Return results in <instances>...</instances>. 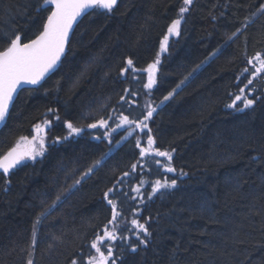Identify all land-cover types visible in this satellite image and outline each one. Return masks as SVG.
<instances>
[{
  "label": "trees",
  "instance_id": "obj_1",
  "mask_svg": "<svg viewBox=\"0 0 264 264\" xmlns=\"http://www.w3.org/2000/svg\"><path fill=\"white\" fill-rule=\"evenodd\" d=\"M262 5L193 0L165 52L160 42L183 0H120L110 13L88 15L60 69L19 95L0 133V156L21 136L46 137L43 156L0 174V264H86L91 242L112 228L104 192L114 185L118 237H126L111 242L116 264H264V71H255L256 55L264 59ZM47 15L42 0H0V49L15 34L35 38ZM157 54L149 90L144 69ZM128 59L135 71L121 75ZM237 95L257 99L247 109L237 101L242 111L227 107ZM150 108L147 128L116 127L121 115L139 122ZM101 119L107 128L87 127ZM66 122L83 131L69 136ZM36 125L45 129L37 133ZM149 134L172 154L175 172L165 170V157L155 158L160 166L141 159L136 144L146 147ZM157 179L177 185L152 194ZM132 219L151 233L136 252Z\"/></svg>",
  "mask_w": 264,
  "mask_h": 264
},
{
  "label": "snow or ice",
  "instance_id": "obj_2",
  "mask_svg": "<svg viewBox=\"0 0 264 264\" xmlns=\"http://www.w3.org/2000/svg\"><path fill=\"white\" fill-rule=\"evenodd\" d=\"M118 0H42V6H45V10L48 11V15L42 25L41 30L33 39H29L27 42H23L20 34H15L14 38H11L7 45L0 49V123H4L9 115L10 105H12L14 98L18 95V90H22L24 85H40L45 79L48 73L53 71L58 63L61 61V57L65 55L66 49L70 45V33L73 31L74 24L77 23L78 18L89 9H102L107 12H112L114 7L117 5ZM193 0H183L184 6L179 9L180 18L172 21L170 26L167 28V33L160 42L161 52L167 51L169 37L172 35H180V26L183 19V14L186 13ZM261 11H264V5L261 6ZM240 31L237 29V32ZM236 33H233L234 37ZM232 39V37H229ZM255 59L259 61V67L256 68V73L264 71V59L261 58V54H257ZM160 63L159 54H157V59L150 63L144 71L147 73V83L143 86L149 90L157 83V72L158 65ZM249 63H252L249 60ZM127 67L121 69V75H124L129 70L135 71L133 68L132 59L126 61ZM247 71V69H245ZM183 83V81L181 82ZM252 80H248V84H251ZM180 85H177L179 88ZM242 93L244 89L240 90ZM169 92L167 96L164 97L168 100L173 93ZM134 94V93H133ZM123 99V97H121ZM257 98H248L244 96L237 95L233 102L227 107L236 108L238 111H242L237 105V101H242L243 107L245 109L250 108L254 105ZM49 111H53L49 109ZM154 108H150L144 120L139 122L134 120H129L128 116H120V124L116 127L120 128L123 125L135 124L136 128L141 130L147 128V121L152 117ZM58 120L59 117L57 116ZM50 121H45V126L49 125ZM107 128V120L101 119L97 123L88 124V128L95 129L97 127ZM66 127L69 130L68 135H79L83 128L74 126L72 122H66ZM35 130L37 133H41L43 128L41 125H36ZM115 132L116 129H112ZM150 132V129H149ZM104 135L110 136V132H106ZM131 135V133H129ZM99 139L100 137H96ZM67 139V137H64ZM55 143V142H54ZM155 140L149 134L147 137V146L141 147L140 141H137L136 147L140 149L139 155L141 159H147L152 157L155 164L160 166L161 161L155 159L156 157H165L169 162L165 167V170L169 173L175 172L176 169L171 166L172 154L167 151H160L158 148L154 147ZM46 151L45 140L43 136H33L29 139L26 136H21L17 141L16 145L12 147L6 154L0 156V170L3 174H8L11 169L15 168L18 164L26 159L35 160L38 156H43ZM100 161H96L95 165H98ZM139 163V162H138ZM93 165V167L95 166ZM144 165H141L143 167ZM93 167H89L84 176H88L93 171ZM137 168V164L132 165L133 171ZM129 173L125 172L124 176H128ZM181 175L185 173L181 172ZM84 177H81L83 179ZM77 184L80 180L76 181ZM143 183V181H141ZM177 185L176 179H160L155 180L151 185L152 194L160 192L161 189L174 188ZM116 189L114 185L104 192V198L106 199L108 205L111 206V219L108 221L109 225H112L111 230L108 229L107 225L102 235L98 234L96 238L91 242V249L95 250V254L90 255L86 259V264H116V259L113 258V244L118 238L123 240L126 239L122 234L118 237V218L122 215L118 211L117 202L110 198V194ZM138 194L140 192L139 187L135 188ZM127 195V193H125ZM151 195L149 196V199ZM59 199V197H57ZM45 213L42 212L40 215L43 216ZM131 225L133 229L138 230L135 234L137 235L138 244L129 245L132 252H136L139 245H147L151 233L145 224H141L137 219L131 220ZM139 233H143V238H140ZM36 234L33 231V246L36 243ZM31 255V253H29ZM27 264H33V260L29 259ZM71 264H78L77 259H72Z\"/></svg>",
  "mask_w": 264,
  "mask_h": 264
},
{
  "label": "water",
  "instance_id": "obj_3",
  "mask_svg": "<svg viewBox=\"0 0 264 264\" xmlns=\"http://www.w3.org/2000/svg\"><path fill=\"white\" fill-rule=\"evenodd\" d=\"M118 2H119V0H118ZM117 4H118V3H117ZM43 7H44V9H45V6H43ZM114 8H115V7H114ZM94 10H96V9H89V10L86 12V14H83L80 18H78L77 23L74 24V26H73V31H72V33H70V43H71L72 37H73V35H74V33H75L77 27H78V26L80 25V23H81V22H82V21H83V20H84V19H85L90 13H92ZM100 10H102V9H100ZM102 11H105V10H102ZM69 46H70V45H69ZM68 50H69V47L66 49V53H65V55L61 57V61L58 63L57 67H56L53 71H51L50 73L47 74V76H46L45 79L41 82V84H43L44 82H46L47 79H48L49 77H51L54 73H56V72L58 71V69L60 68V66L62 65L64 59L66 58V56H67V54H68ZM38 86H40V85H35V86H33V85H24L22 90H18V95L14 98V101H13L12 105H10L9 115H8L6 121H5L4 123H0V131H1V130L5 127V125L7 124L8 120H9V117H10V114H11V112H12V109H13V107H14V105H15L17 99L19 98V95H20L24 90H26V89H33V88H37ZM16 167H18V165H17ZM16 167H15V168H16ZM0 172H2V170H0Z\"/></svg>",
  "mask_w": 264,
  "mask_h": 264
},
{
  "label": "bare ground",
  "instance_id": "obj_4",
  "mask_svg": "<svg viewBox=\"0 0 264 264\" xmlns=\"http://www.w3.org/2000/svg\"><path fill=\"white\" fill-rule=\"evenodd\" d=\"M119 1H120V0H119ZM118 3H119V2H118ZM116 6H117V5H116ZM116 6H115V7H116ZM42 8L44 9L43 6H42ZM104 12H107V11H104ZM90 14H91V13H90ZM90 14H89V15H90ZM72 38H73V37H72ZM71 41H72V40H71ZM70 44H71V43H70ZM69 47H70V46H69ZM68 52H69V50H68ZM67 55H68V54H67ZM64 60H65V59H64ZM60 67H61V66H60ZM59 69H60V68H59ZM59 69H58V70H59ZM54 74H55V73H54ZM54 74H53V75H54ZM53 75H52V76H53ZM52 76H51V77H52ZM51 77H49V78H51ZM49 78H48V79H49ZM48 79H47V80H48ZM44 83H45V82H44ZM44 83H43V84H44ZM43 84H42V85H43ZM40 87H41V86H38L37 88H33V89H26V90H36V89H38V88H40ZM26 90H24V91H26ZM10 115H11V114H10ZM9 118H10V117H9ZM7 123H8V122H7ZM6 125H7V124H6ZM6 125H5V126H6ZM4 128H5V127H4ZM4 128H3V129H4ZM3 129H2V130H3ZM2 130H1V131H2ZM1 131H0V133H1ZM26 160H27V159H26ZM24 161H25V160H24ZM24 161H22L20 164H18V166L21 165ZM13 169H14V168H13ZM13 169H11L10 172H9L8 174H3V172H0V174H3V175H5V176H9V174L12 172Z\"/></svg>",
  "mask_w": 264,
  "mask_h": 264
},
{
  "label": "rangeland",
  "instance_id": "obj_5",
  "mask_svg": "<svg viewBox=\"0 0 264 264\" xmlns=\"http://www.w3.org/2000/svg\"><path fill=\"white\" fill-rule=\"evenodd\" d=\"M210 60H211V59H210ZM210 60H209V61H210ZM209 61H208V62H209ZM208 62H206V64H207ZM206 64H204V65H206ZM171 97H172V96H171ZM171 97H170V98H171ZM170 98H169V99H170ZM43 129H45V128H43ZM40 136H43V138H44V140H45V144H46V137H45V134L40 135Z\"/></svg>",
  "mask_w": 264,
  "mask_h": 264
}]
</instances>
